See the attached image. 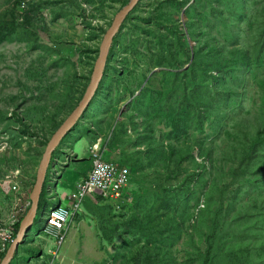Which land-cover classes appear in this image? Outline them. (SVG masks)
<instances>
[{"label": "rangeland", "instance_id": "rangeland-1", "mask_svg": "<svg viewBox=\"0 0 264 264\" xmlns=\"http://www.w3.org/2000/svg\"><path fill=\"white\" fill-rule=\"evenodd\" d=\"M17 1L19 0H0V23L6 25L13 23L12 12L30 17L28 23L19 19L20 24L14 33L0 37V198L5 200L8 198L6 192L8 190L2 181L13 168L22 167L23 174L24 171H30L33 175L31 185L34 186L47 147L45 140L51 139L56 132L54 122L65 121L91 83L98 49L101 47L104 35L126 2V0H22L27 4L22 14L20 7H15ZM141 1L142 5L137 6L134 12L137 16L143 15L151 20L150 22L140 20V24L144 23L146 26L151 23L154 27L159 26L157 21L161 18L160 13L166 12L172 18L173 25L182 21V29L186 31L185 11L199 0H189L185 6L181 4L185 0ZM202 8L208 9V4L203 3ZM125 22L127 23V20ZM210 30L212 34L221 35L217 26ZM146 31L138 24L129 21L124 26L117 44V53L110 63L111 78L107 80L105 87L99 88L100 92L94 97L77 124L79 125L77 131H81L80 125H82V129L88 130L94 127L92 128L94 133L105 134L104 138L107 142L104 144L107 151L104 160H108V154L113 152L114 158L118 157L120 161L134 154L138 157L140 154L148 153L153 141H165L168 150L173 141L169 137L172 129L165 124L164 118L154 119L146 116L135 103L148 87L152 86L153 90L168 89L169 87L163 83L162 73L177 71L165 65L158 66L160 43L156 35ZM188 38L194 50L198 43L189 34ZM239 42L246 44V35H241ZM181 60L186 63L183 56ZM191 62L192 60L178 71L187 69ZM260 73L264 74V67ZM169 84L172 82L169 81ZM252 85L248 97L249 102L254 104L253 108L258 116L264 111V93L260 94L258 86L254 87V83ZM16 112L27 125L20 121ZM234 121L232 120L227 127L231 131ZM210 129L211 127L208 126V133ZM201 137L204 135L198 134L196 139ZM69 139L65 140L69 141ZM223 139H226L225 133L222 134L211 159L201 157L200 148L196 143L193 144L192 155L202 165L199 168L196 167L192 156L188 155L187 158L172 163L170 169L161 164V166H147L146 169L133 174L131 184L134 196L131 195L132 199L129 202L132 206L117 205L119 207H115V210L111 207L114 203H108L96 195H89L85 200L83 213L79 219H76L66 242L60 249V257L57 258L56 264H134L129 257L123 256V253L128 251L124 252L126 249L122 248L121 237L129 236L130 240L134 241L130 234L122 232V236L111 242L105 240L102 232L104 225L124 219L122 211L127 214V218L137 211L144 213L153 211L158 214L180 212L179 221H182V216L184 217L181 227L183 234L179 238H174L172 243L165 242V252L168 251L169 258L171 256L175 259L170 258L171 264H202L200 253H205L209 246L208 240H205V237L201 238L203 233L209 234L207 223L201 221L202 211L209 208L208 195L212 196L211 194L214 193L212 197L217 209L219 208L220 193L213 187L214 183L217 181L221 187L231 186V189L241 188L239 181L233 180L227 161L228 155L223 154L227 149V144L222 143ZM211 140L213 139L211 138L207 144ZM73 142V149H77L76 139ZM153 146L157 147L154 143ZM219 165H222L225 175L217 174ZM70 171L65 174L64 179L65 187L69 191L76 179ZM173 171H179L178 176L174 175ZM195 174L199 175L198 178ZM188 185L191 190L184 191ZM261 185L264 186V183L245 184L250 201V198H262L264 192L259 191ZM50 186H52L51 191ZM166 187L174 190L172 194L174 200L190 206V210L183 208V203H180V209L176 210L162 208V200L168 197L164 195ZM62 188L57 182L51 183L50 177L46 180L42 195L44 208L37 214L32 229L35 236L34 238L30 236L27 242L20 244V252L24 255L23 264H27L28 261L29 264H50L51 258L47 262L46 256L40 258L39 255L36 257L34 254L40 252L39 248L42 244L47 248L50 245L52 248L53 240L46 235H44L45 239L41 238L40 234L48 213L45 211L48 210L46 207L58 205L57 199L52 198H56ZM63 192L64 195L68 193L65 189ZM63 205H66V202ZM229 205L230 202L226 201L221 211L223 209L230 211ZM191 212L194 215L189 218ZM194 221H199L201 226L194 229L192 227ZM172 234L167 231L168 238ZM36 237L37 241L33 247ZM248 239L251 240L250 237L234 236V241H238L240 247L235 250L236 259L233 260L227 256L230 252L229 247L213 239L209 262L264 264V261H258L257 249L251 251L250 258L247 248L240 243ZM158 246L159 240L156 239L151 247L156 249ZM55 248L57 250L58 247L55 245Z\"/></svg>", "mask_w": 264, "mask_h": 264}, {"label": "trees", "instance_id": "trees-1", "mask_svg": "<svg viewBox=\"0 0 264 264\" xmlns=\"http://www.w3.org/2000/svg\"><path fill=\"white\" fill-rule=\"evenodd\" d=\"M129 1L126 0L124 6ZM188 2L189 0H185L181 4L185 6ZM205 2L208 4V9H201V5ZM21 4L22 0H19L15 3V7L19 8ZM140 5H142V1L137 6ZM134 11L129 15L127 23L129 21L135 25L138 24L142 30H148L146 32H152L157 36L161 47L158 66L165 65V67L177 70L171 73H162L163 83L169 87L168 89L153 90L152 86L148 87L135 103L146 116L154 119L163 117L165 124L172 129L169 137L173 141L168 150H166L165 141H153L149 146L148 153L144 154L143 151H140L143 154L138 157L135 154L125 157L123 161L119 162L120 165L130 167L133 177V174L146 169L147 166L164 164L170 169L172 163L190 155L196 167L199 168L202 165L192 155L193 144L196 143V146L200 148L201 157L211 159L217 150L222 134L225 133L226 139H223L222 143L227 144V149L223 154L228 155L227 161L233 180L239 181L241 188L231 189V186L221 187L217 181L214 183L213 187L217 188L220 193L219 208L217 209L216 202L213 200L214 193L211 194L212 196L208 195L209 208L202 211L201 221L207 223L209 234L204 235L203 233L201 238L205 237L209 246L205 253H200L201 262L202 264H213L209 262L211 259L209 251L213 245V239L226 244L230 251L227 256L231 260L236 259L235 250L240 245H238V241H234V236L250 237V241L248 239V241H240V243L244 248H247L246 251L250 258L251 251L257 249L258 261L263 262L264 195L262 198H250L251 202L248 199V189L245 188V184L248 182H253L254 185L264 183V111L256 116L258 113L255 112L254 104L249 102L248 97L252 83H254V87L258 86L260 94L264 93V74L260 73L264 67V0L196 1L185 11L186 31L182 29V21L179 24L175 22L173 25L172 18L166 12L160 13L161 18L157 21L159 26L154 27L151 23L146 26L144 23L140 24V20L150 22L151 18L143 15L137 16ZM11 15L13 23L9 25L0 23V37L14 33L20 24V15L15 12H12ZM23 21L28 23L30 17L25 15ZM127 23L123 24L114 39L100 89L102 86L105 87L107 80L111 78L110 63L112 57L117 53L116 48L120 41V34ZM214 26H217L221 35L212 34L210 29H213ZM188 34L198 43L194 50L189 44ZM241 35H246V44L239 42ZM99 52L100 49H98L97 57ZM181 56L186 59V63L181 60ZM191 60L187 69L182 72L178 71ZM169 81L172 84H169ZM88 87H86L78 105L85 96ZM99 92L100 90L97 93ZM241 114L243 116H240ZM16 116L23 124L27 125L17 112ZM232 120L235 121L231 131L227 127ZM63 122H54V130L57 131ZM208 126L211 127L210 133L207 132ZM77 129H79V125H76L73 130ZM70 133L54 151L46 180L52 171L54 157L60 153L61 147L65 139L70 137ZM198 134L204 135V137L196 139ZM211 138L213 140L207 144ZM45 141L48 145L50 139ZM153 143L157 147L153 146ZM183 146L184 149H182ZM182 152L184 154H181ZM218 167L217 174L225 175L222 165ZM173 174L178 176L179 171H173ZM197 174H195L196 178L199 176ZM222 178L226 179V177ZM132 189L131 184L130 191L133 193ZM190 190V185L184 189L187 192ZM259 191L263 193L264 186L261 185ZM172 194H174V190L166 187L164 195L168 197L162 200V208L180 209V203L183 202L174 200ZM132 195L134 196V194ZM100 198L104 200L102 197ZM226 201L230 202L228 207L230 211L225 209L221 211ZM129 204L131 205L129 201H125L114 203L111 207L116 210L117 205ZM184 207L190 210V206L183 203ZM43 208L42 196L38 214L43 211ZM121 213L124 217L123 220L111 221L112 224L103 226L102 232L105 240L112 242L122 236V232H126L134 241L130 240L129 236L121 237L123 239L122 248L126 249L124 252L128 251L123 253L124 257H129L134 264H171L170 258H174L171 256L169 258L168 251L165 252L164 244L165 242L170 243V241L172 243L174 238H179L183 234L181 227L184 217L182 216V221H179L180 212L158 214L153 211L150 213L137 211L129 218L124 211ZM193 215L194 213L191 212L189 218ZM255 218H257L256 221L252 222ZM191 220L193 221V218ZM21 225L22 221L16 226L17 235ZM199 225V221H194L192 227L195 229ZM167 231L173 233L170 238L167 237ZM29 237L30 232L28 233ZM156 239L159 240V246L153 249L151 244ZM18 252L20 253V251ZM5 255L6 253L2 255L1 259ZM167 261L168 263H166Z\"/></svg>", "mask_w": 264, "mask_h": 264}, {"label": "built area", "instance_id": "built-area-1", "mask_svg": "<svg viewBox=\"0 0 264 264\" xmlns=\"http://www.w3.org/2000/svg\"><path fill=\"white\" fill-rule=\"evenodd\" d=\"M27 4L22 2L20 9L23 14ZM23 20V15L20 16ZM104 143V142H103ZM106 145L102 139L92 147L93 169L88 177L80 181L76 191L69 197L66 205H55L48 209L45 224L41 233L53 240L57 248L52 253L59 258L60 249L73 228L76 219L83 213L85 200L89 195L102 197L114 203L131 201L130 191L132 172L130 167L122 166L113 160H104ZM23 169L16 167L4 176L3 184L6 190L14 194L13 207L6 219H0V258L17 240L16 226L24 220L30 211L32 201L23 186ZM131 192V193H130ZM119 207V206H117Z\"/></svg>", "mask_w": 264, "mask_h": 264}, {"label": "crops", "instance_id": "crops-1", "mask_svg": "<svg viewBox=\"0 0 264 264\" xmlns=\"http://www.w3.org/2000/svg\"><path fill=\"white\" fill-rule=\"evenodd\" d=\"M94 129V127H92ZM90 128L88 130L82 129V125H80V130L81 132L77 131V130H72V132L70 133V139L69 141L65 140V142L63 143L62 147H61V151L60 153L56 156V160L54 159L53 162V167H52V171L49 175L50 177V182L51 183H56L57 185H61L63 188V190L65 189L68 193H66V195H64L63 190L61 192L57 193L56 198H52V199H57L58 204L63 205L64 202H66V204L69 203V197L71 195H73L76 191V186L77 184L86 179L90 173V171L93 169V158H92V147L93 145L98 141L99 138L102 139V144L104 145L103 142H107V140L104 138L105 134H99L97 132L94 133V130ZM76 139L77 142V149H73V141ZM106 145V144H105ZM107 151V148H106ZM113 153L108 154V159L114 160L115 162H120V158L113 156ZM55 158V157H54ZM113 158V159H112ZM120 164V163H119ZM39 169V168H38ZM71 170V171H70ZM70 171L71 173H73V175H75L76 179L74 182L73 187L70 189V191L67 189V187H65V174ZM32 173L30 171H24L23 174V186L25 187V190L27 191V194L30 196L31 198V194L33 192L34 186L31 185V181L33 179L32 177ZM60 178V179H59ZM51 187L50 186V191H51ZM8 198L5 200L2 197L0 198V219H6L9 215V213L12 210L13 207V200H14V194L11 191H6ZM32 201V199H31ZM50 206L46 207L49 209ZM45 208V209H46ZM45 211H48L47 209ZM83 222H80V224H82ZM76 228V227H75ZM78 229V228H76ZM30 236L34 238V234L32 233V231L30 232ZM39 237V236H38ZM41 238H44V234H40ZM45 239V238H44ZM28 241V237L26 239L25 242ZM37 241V237L34 241L33 247L35 246V243ZM24 242V243H25ZM52 248L50 247V245L47 246L44 244H42L39 248L40 252L38 254H34L36 257L37 255H39L38 257H44L46 256L47 258H45V261L49 262V258H51L50 264H56L57 263V258L52 251H54V246L51 243ZM20 247L17 249L16 251V255L14 256V258L12 259V261L10 262V264H23L22 260H23V254H21V252L19 253L18 251H20ZM30 248V247H29ZM32 250V249H31ZM6 255L8 253L5 252ZM5 255V257H6ZM19 255V256H18ZM2 257V256H1ZM4 257V258H5ZM60 257V256H59ZM3 259L0 258V264L3 262ZM30 261H28L27 264H29Z\"/></svg>", "mask_w": 264, "mask_h": 264}, {"label": "water", "instance_id": "water-1", "mask_svg": "<svg viewBox=\"0 0 264 264\" xmlns=\"http://www.w3.org/2000/svg\"><path fill=\"white\" fill-rule=\"evenodd\" d=\"M141 0H130L127 5L122 7V9L116 14L114 21L110 28L107 30L104 35L99 56L96 61V65L94 68V72L92 75L91 83L87 89V92L79 105L72 111V113L65 119L63 124L59 127V129L54 133L52 138L50 139L46 150L43 154L38 172L37 179L31 194L32 206L30 208L29 213L22 221V225L20 228V232L17 236L16 242L10 247L6 257L4 258L1 264H10L14 256L16 255V251L19 248L20 244L25 242L28 233L32 231L35 220L38 214L40 200L43 194L47 173L52 162L54 151L58 148V146L62 143L64 138L68 133L72 131V129L81 121L83 114L90 106V103L97 95L99 91L101 82L104 78L105 71L107 68L109 55L111 48L114 43V39L117 34L120 32L123 23L128 19L129 15L135 10L137 5Z\"/></svg>", "mask_w": 264, "mask_h": 264}]
</instances>
